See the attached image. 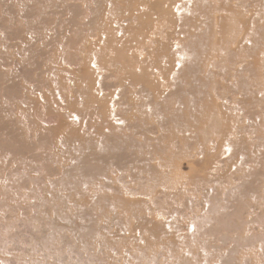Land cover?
Wrapping results in <instances>:
<instances>
[{
	"label": "rangeland",
	"instance_id": "rangeland-1",
	"mask_svg": "<svg viewBox=\"0 0 264 264\" xmlns=\"http://www.w3.org/2000/svg\"><path fill=\"white\" fill-rule=\"evenodd\" d=\"M0 264H264V0H0Z\"/></svg>",
	"mask_w": 264,
	"mask_h": 264
}]
</instances>
